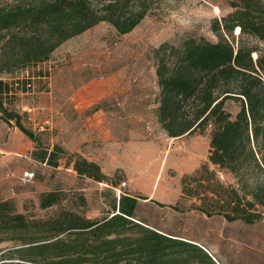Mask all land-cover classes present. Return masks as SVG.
<instances>
[{
  "label": "trees",
  "instance_id": "trees-1",
  "mask_svg": "<svg viewBox=\"0 0 264 264\" xmlns=\"http://www.w3.org/2000/svg\"><path fill=\"white\" fill-rule=\"evenodd\" d=\"M152 1L15 0L0 5V119L35 143L37 159L57 167L62 150L58 145L49 150L21 115L5 106L19 88L2 74L48 60L65 40L100 21L118 33L129 32L151 11ZM231 6L233 11L216 21L217 41L187 37L154 48L156 116L170 137L209 134L207 161L181 177V198L195 199L191 207L209 216L251 224L264 217V0H231ZM228 101L238 104L236 112L227 109ZM73 168L78 176L111 181L97 163L79 154ZM219 171L232 182H223ZM103 194L112 198L101 218L67 209L51 218L30 217L12 200L0 199V243H9L0 250V264H218L202 247L137 219L138 199L147 197L116 195L111 188ZM59 195L43 192L39 206H52Z\"/></svg>",
  "mask_w": 264,
  "mask_h": 264
},
{
  "label": "rangeland",
  "instance_id": "rangeland-1",
  "mask_svg": "<svg viewBox=\"0 0 264 264\" xmlns=\"http://www.w3.org/2000/svg\"><path fill=\"white\" fill-rule=\"evenodd\" d=\"M13 3L0 0V5ZM151 7L129 32L118 33L109 22L100 21L65 40L48 60L2 74L17 81L19 88L5 106L19 113L23 124L47 146L58 145L62 151L57 167L44 163L32 152L35 143L0 119V199L12 200L17 211L30 217L51 218L67 209L101 218L110 211L112 198L103 194L105 188L116 195L129 192L147 197L138 199L137 219L202 247L218 264H264V217L251 224L228 221L192 208L195 199L181 198V177L207 161L208 132L170 137L156 116L159 86L154 48L187 37L217 41L214 26L233 11L231 0H154ZM232 34L236 43L238 27ZM249 40L257 43L253 37ZM76 102L89 105L79 109ZM226 107L238 110L234 101ZM98 109L125 145L117 152V161L124 164L108 176V182L78 176L73 168L76 155H81L76 149L86 133L84 118ZM24 139L31 143L29 148ZM26 170L33 176L22 180ZM217 174L223 182L233 180L229 174ZM48 191L61 198L41 208L40 196ZM176 203L178 207L170 206ZM7 245L0 243V250Z\"/></svg>",
  "mask_w": 264,
  "mask_h": 264
},
{
  "label": "crops",
  "instance_id": "crops-1",
  "mask_svg": "<svg viewBox=\"0 0 264 264\" xmlns=\"http://www.w3.org/2000/svg\"><path fill=\"white\" fill-rule=\"evenodd\" d=\"M74 105L76 108L83 109L89 104L76 102ZM84 125L86 133L79 142L80 147L76 150L89 161L97 163L102 173L107 176L111 175L124 164L123 161H117V152L120 149H125L124 142L117 140L111 131L109 118L102 109H98L85 117ZM23 142L28 148L31 146L29 140L24 139ZM49 150H51L50 146Z\"/></svg>",
  "mask_w": 264,
  "mask_h": 264
},
{
  "label": "built area",
  "instance_id": "built-area-1",
  "mask_svg": "<svg viewBox=\"0 0 264 264\" xmlns=\"http://www.w3.org/2000/svg\"><path fill=\"white\" fill-rule=\"evenodd\" d=\"M29 86V85H28ZM33 176V172L26 170L22 176V180L28 179ZM120 191V190H119ZM121 193V192H120Z\"/></svg>",
  "mask_w": 264,
  "mask_h": 264
}]
</instances>
